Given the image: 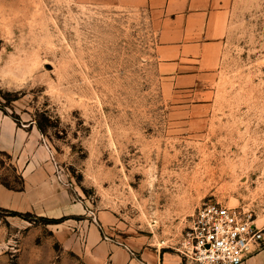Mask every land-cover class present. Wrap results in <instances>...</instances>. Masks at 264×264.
<instances>
[{"label": "rangeland", "instance_id": "rangeland-1", "mask_svg": "<svg viewBox=\"0 0 264 264\" xmlns=\"http://www.w3.org/2000/svg\"><path fill=\"white\" fill-rule=\"evenodd\" d=\"M156 45L146 9L0 0V109L48 144L87 209L74 220L109 212L107 239L198 264L181 242L202 202L247 208L264 228V0H231L219 68L195 91L165 90ZM2 181L20 180L6 166ZM42 218L0 208V264H91L85 230L60 240Z\"/></svg>", "mask_w": 264, "mask_h": 264}, {"label": "crops", "instance_id": "crops-1", "mask_svg": "<svg viewBox=\"0 0 264 264\" xmlns=\"http://www.w3.org/2000/svg\"><path fill=\"white\" fill-rule=\"evenodd\" d=\"M115 8L149 10L157 25L156 70L169 93L195 91L212 79L220 65L231 0H97ZM0 208L33 213L40 217L65 219L50 223L63 240L71 230L86 231L83 252L91 264H160L159 249L135 237L107 239L102 231L113 223L109 212H98L94 220L74 216L86 214L74 202L62 180L48 144L40 133L26 129L0 109ZM6 166L22 180L16 190L4 185ZM15 187V186H12ZM242 264H264V245Z\"/></svg>", "mask_w": 264, "mask_h": 264}, {"label": "built area", "instance_id": "built-area-1", "mask_svg": "<svg viewBox=\"0 0 264 264\" xmlns=\"http://www.w3.org/2000/svg\"><path fill=\"white\" fill-rule=\"evenodd\" d=\"M263 229L251 210L207 200L196 207L181 252L198 264H242L264 245Z\"/></svg>", "mask_w": 264, "mask_h": 264}, {"label": "trees", "instance_id": "trees-1", "mask_svg": "<svg viewBox=\"0 0 264 264\" xmlns=\"http://www.w3.org/2000/svg\"><path fill=\"white\" fill-rule=\"evenodd\" d=\"M19 180L20 181H19L18 185L15 186V187H12L11 185H8L5 182H2V183H4V185H6L7 187H10V188H13V189H16V190H21L23 188V183H22L21 179H19ZM9 212L11 214H13V215H19V216L23 214L21 212H16V211H9ZM42 219L47 221V223H59V222L63 221L65 218L64 217H60V218H46V217H43Z\"/></svg>", "mask_w": 264, "mask_h": 264}]
</instances>
